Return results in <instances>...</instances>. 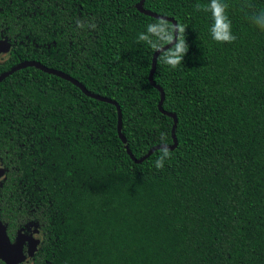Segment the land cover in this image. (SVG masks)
Segmentation results:
<instances>
[{"label": "trees", "instance_id": "1", "mask_svg": "<svg viewBox=\"0 0 264 264\" xmlns=\"http://www.w3.org/2000/svg\"><path fill=\"white\" fill-rule=\"evenodd\" d=\"M139 1L0 0V75L36 62L114 101L135 159L173 144L149 73L174 26ZM143 9L177 25L152 77L175 149L136 164L114 105L14 72L0 82L7 236L39 234L31 264H264V0Z\"/></svg>", "mask_w": 264, "mask_h": 264}, {"label": "water", "instance_id": "2", "mask_svg": "<svg viewBox=\"0 0 264 264\" xmlns=\"http://www.w3.org/2000/svg\"><path fill=\"white\" fill-rule=\"evenodd\" d=\"M144 1L145 0H140L138 2V4L136 5V9L138 12L145 14V15H148L152 18L170 21V22H172V24L174 26V35L175 36H174L173 40L168 45H166L163 48L158 49L153 54L151 70L149 73L150 84L152 86H154L160 92V100H159V103L157 105L159 112H161L162 114H165L168 117H171L173 119V126L171 129V136H172V140H173L172 145L155 146V147L151 148L147 152V154L144 155L143 157H141L140 159H135L131 155V153L128 149L126 139L121 135V111H120V108L117 105V103H115L114 101L104 99L102 97L90 94L81 84H79L78 82H76L75 80H73L72 78L67 76L66 74L58 72V71H54V70L46 68V67H43V66L37 64L36 62L25 61V62L19 63L18 65H16L12 69H10L8 72L1 74L0 75V82H2L6 77L12 75L16 71H19V70L27 68V67H35V68L41 70L42 72L55 75L57 77H60L64 80L71 82L73 85L78 87L82 91V93L87 97H90V98L96 99L98 101L106 102V103L114 105L116 107V110H117V117H118L117 132H118L119 138L123 143V147L126 150V153L130 156L131 160L136 164L143 162L145 159H147L156 150H160V149L161 150H170V151L174 150L176 147V138H175V134H174V130H175L176 123H177L176 116L174 114L167 113L163 110L162 103L164 100V93L159 87L155 86V84L153 83L152 77H153V74L155 71L156 60H157L158 55L161 52H164L167 49H169L176 42L177 25L172 19L160 17V16H157L151 12L145 11L143 9ZM8 53H9V47H8L6 41H4V40L0 41V62L4 61L8 57ZM3 174H4L3 167L0 164V180L4 177ZM25 245L28 246L27 255H25L24 251H23V247ZM38 245H39V241H38L36 233H32V234H28V235L21 233L18 235L17 241L14 244L11 243L8 236H7V233L5 231L4 226L2 225V223L0 221V261H2L3 263H5V264H27V263H29L33 254L37 250Z\"/></svg>", "mask_w": 264, "mask_h": 264}, {"label": "flooded vegetation", "instance_id": "3", "mask_svg": "<svg viewBox=\"0 0 264 264\" xmlns=\"http://www.w3.org/2000/svg\"><path fill=\"white\" fill-rule=\"evenodd\" d=\"M36 233V232H35ZM37 234V233H36ZM37 238H38V241H39V243H40V236H39V234H37ZM26 248V251H28V246L27 245H25L24 247H23V251H24V249ZM36 252V251H35ZM26 255H27V253H26ZM33 257V256H32ZM32 263V258L30 259V261H29V263H27V264H31Z\"/></svg>", "mask_w": 264, "mask_h": 264}]
</instances>
